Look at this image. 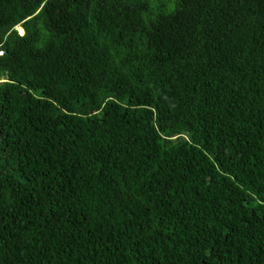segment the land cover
Here are the masks:
<instances>
[{"label":"trees","instance_id":"trees-1","mask_svg":"<svg viewBox=\"0 0 264 264\" xmlns=\"http://www.w3.org/2000/svg\"><path fill=\"white\" fill-rule=\"evenodd\" d=\"M0 264H264V0H0Z\"/></svg>","mask_w":264,"mask_h":264},{"label":"snow or ice","instance_id":"snow-or-ice-1","mask_svg":"<svg viewBox=\"0 0 264 264\" xmlns=\"http://www.w3.org/2000/svg\"><path fill=\"white\" fill-rule=\"evenodd\" d=\"M21 34H23L22 30H21Z\"/></svg>","mask_w":264,"mask_h":264},{"label":"rangeland","instance_id":"rangeland-1","mask_svg":"<svg viewBox=\"0 0 264 264\" xmlns=\"http://www.w3.org/2000/svg\"><path fill=\"white\" fill-rule=\"evenodd\" d=\"M16 32L18 33V31L16 30Z\"/></svg>","mask_w":264,"mask_h":264}]
</instances>
